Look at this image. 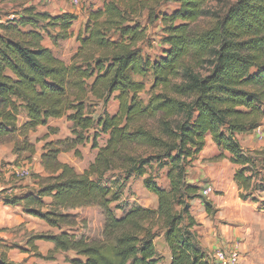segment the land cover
Returning a JSON list of instances; mask_svg holds the SVG:
<instances>
[{
    "label": "trees",
    "instance_id": "trees-1",
    "mask_svg": "<svg viewBox=\"0 0 264 264\" xmlns=\"http://www.w3.org/2000/svg\"><path fill=\"white\" fill-rule=\"evenodd\" d=\"M208 1L104 0L101 8L90 10L68 63L42 40L57 45L69 38L75 14L51 15L24 6L0 21V141L11 138L13 153L30 158L36 149L29 133L48 126L50 119L65 117L72 134L44 145L40 164L45 176H40L37 190L3 195L4 204L21 206L57 229L34 238L51 242L53 252H73L72 264H160L154 242L158 232L169 250V264H209L191 213V201L201 198L200 188L187 178L207 137L219 150L215 159L228 158L236 166L233 181L240 199L257 202L254 192L264 191L257 152L244 150L238 139L264 119V0H236L211 28L193 36L189 26L209 13ZM167 2L177 7L158 13ZM157 20L165 48L157 58L142 56L141 45ZM188 59L206 68L200 72ZM148 75L152 91L160 90L144 103L139 94ZM112 96L118 102L115 114L94 118L88 112L90 101L106 104ZM21 109L26 120L18 124ZM158 115L164 118L159 133L141 124ZM91 129L96 130L92 147L97 153L77 172L58 154L87 142L85 133ZM101 132L108 139L99 147ZM154 165L166 168L168 187L149 173ZM113 170L126 178L143 177L156 207L137 206L116 216L110 205L118 192L104 181ZM203 201L212 216V203ZM87 206L98 207L104 216L102 239L77 236L65 223L69 210ZM0 264H11L5 254H0Z\"/></svg>",
    "mask_w": 264,
    "mask_h": 264
},
{
    "label": "rangeland",
    "instance_id": "rangeland-1",
    "mask_svg": "<svg viewBox=\"0 0 264 264\" xmlns=\"http://www.w3.org/2000/svg\"><path fill=\"white\" fill-rule=\"evenodd\" d=\"M104 0H0V21L4 22L12 18L15 12H21L24 6H34L37 10H46L55 13L61 8L72 12L77 18L72 23V31L69 38L64 41H59L56 46L51 43V39L44 38L42 44L49 47L54 54L61 58L64 62H69L71 56L75 53L78 46L77 37L79 34H84L85 22L90 10H95L102 7ZM236 0H209L205 4V10L209 13L202 16L189 26L190 34L195 36L207 31L215 23L218 18L224 16L227 10L235 3ZM177 7L176 3L167 2L161 5L157 12L160 14L171 13ZM141 24H146V19L140 20ZM162 24L159 20L154 22L149 28V38L141 45V54L145 57L157 58L164 50V46L159 42L162 37ZM190 65L196 70L203 72L206 66L197 65L194 59H188ZM152 76L148 75L144 78L145 88L139 94L141 100L146 103L150 95L159 91H152ZM88 103V112L94 118L100 114L107 112L115 114L118 109V102L112 96L106 104L102 101L92 100ZM164 119L158 115L153 118L142 120L146 128L155 133H159V121ZM26 120L25 113L21 109L18 117V124ZM71 124L65 118H54L49 120L48 126H39L34 132L29 133V140L34 144L36 153L30 158L26 154L16 155L13 153V142L11 138H5L0 141V254H5L8 262L11 264H31L28 263V258L35 264H72L69 260L74 255L72 252H53L50 248L51 242L35 239L34 236L46 233L57 232L47 225L41 219L27 214L21 207L6 206L2 202L3 195H14L27 189H34L39 183L40 176H45V173L40 164V154L43 147L48 142H55L64 138L72 137ZM95 130V129H94ZM93 129L88 130L85 135L89 136L87 142L82 145H77L76 149L61 151L58 154V159L61 162L68 163L77 172H82L90 162L93 161L97 149L92 147V138L96 132ZM108 139V134L99 133L96 138L97 145L104 146ZM240 144L244 150L257 152L256 169L260 176L264 177V119L262 124L252 133L239 135ZM139 152L144 151L143 148L138 149ZM78 152V153H77ZM219 150L210 137H207L206 144L202 151L192 161L188 168V181L199 186L201 198L191 201V213L199 223L196 227L198 245L201 248V243L205 242L204 233L209 238L208 231L211 229L209 224L216 229L211 238H215L217 246L208 251L207 256H212L214 251L220 247L227 246L233 242V230L237 229L239 233H244L247 229L242 223L235 224L230 218L229 212L226 210V204L231 199H240V190L230 177L229 160L228 158L215 159ZM232 166L234 164L230 163ZM236 168V166H235ZM27 169L28 174L17 176L15 171ZM166 168H160L154 165L149 172L158 184L168 187L165 178ZM260 176L255 177V181ZM143 177L130 176L128 178L118 171L113 170L106 174L104 181L110 185L114 191L118 192V200L112 202L110 207L113 209L116 216L122 215L130 208L137 206L146 208H155L157 205L156 197L149 193L142 185ZM234 182V184H233ZM232 184V186H231ZM234 185V189L232 187ZM209 189L207 193L205 190ZM257 197V208L264 210V191H256L254 194ZM207 199L212 203L215 213L209 216L204 210V201ZM242 200V199H241ZM243 201H251L250 199ZM253 202V201H251ZM220 204V206H218ZM66 224H69L70 230L77 236H84L88 240L102 239L104 226V216L101 210L96 206L80 207L68 211ZM259 225V232L262 230V223ZM245 229V230H242ZM242 235L237 237L236 243H243ZM245 237V235H244ZM157 256L160 264L170 263V253L163 239L162 232H158V236L154 239ZM245 242V240H244ZM32 244L36 249L32 248ZM52 244V243H51ZM242 246V245H241ZM240 248V247H239ZM27 253L29 256L23 261H18L16 256L20 253ZM240 249L238 254L242 255ZM39 253L40 255H37ZM211 254V255H210ZM210 260V259H209ZM239 259L237 264L241 263ZM254 264L257 262L254 260ZM252 263V264H253ZM246 264V263H244ZM260 264V263H257Z\"/></svg>",
    "mask_w": 264,
    "mask_h": 264
},
{
    "label": "crops",
    "instance_id": "crops-1",
    "mask_svg": "<svg viewBox=\"0 0 264 264\" xmlns=\"http://www.w3.org/2000/svg\"><path fill=\"white\" fill-rule=\"evenodd\" d=\"M40 11H46V10H40ZM63 12H69V11H67L65 8H61L60 10L56 11L55 13H51V12H48V13H50L51 15H57V14H61ZM70 13H72V12H70ZM71 27H72V25H71ZM71 31H72V28H70L69 32L71 33ZM54 46H56V45H54ZM229 170H231V172L229 173L230 177H233L235 166H232L230 164V162H229ZM43 176H44V174H43ZM233 184H234V182H233ZM38 185L39 184H37L34 189H27V190H31V191L37 190ZM234 185L232 187V190L234 189ZM231 186H232V184H231ZM25 190H23V191H25ZM231 198H233L232 195L229 198L230 199L229 202H227V204H226V210H227V212H229V214H230L229 216H230V218H232V220H234L233 222H235V224L242 223V225L247 230L244 233H242V232L239 233V231L237 229L233 230L232 236H233L234 241L231 242L232 244L220 247L218 249L230 250V249L236 248L238 251L241 249L243 251L242 255L239 254V259H241L240 261H242L241 263L252 264L253 261L255 260L257 263L264 264V231L259 232V230H258L259 229L258 224H260V223H262V225H261L262 230L264 229V210H261V209L259 210L257 208V203H255V202L243 201L241 199L235 200V199H231ZM2 202L4 203L3 197H2ZM218 206H220V204H218ZM16 207H18V206H16ZM19 207H21V206H19ZM209 226L211 227V229L208 231L209 238L206 237L207 233L205 232L204 233V237H205L204 239L206 241L201 243V246H202L201 248L206 252V255L209 254L208 251L214 249L218 244V242L215 243V241H214L215 238H211L215 234L214 231H216V229L213 228L210 224H209ZM245 229H242V230H245ZM241 235L243 236V237H241L243 239V243L237 244L236 239H238L237 237H240ZM244 235H245V237H244ZM244 240H245V242H244ZM49 244L51 245L50 248L53 249V244H51V243H49ZM68 252H71V251H68ZM28 256L29 255L27 253L20 252L16 256L17 257L16 259L21 262V261H23V259L27 258ZM74 256L75 255H73L72 257H74ZM212 256H209V257L207 256L209 264H214L212 261V259H213ZM33 259H35V258L30 257V259L28 258L27 262L28 263L30 262L31 264H35L34 262L30 261ZM239 259H238V261H239Z\"/></svg>",
    "mask_w": 264,
    "mask_h": 264
},
{
    "label": "built area",
    "instance_id": "built-area-1",
    "mask_svg": "<svg viewBox=\"0 0 264 264\" xmlns=\"http://www.w3.org/2000/svg\"><path fill=\"white\" fill-rule=\"evenodd\" d=\"M77 1V0H72ZM17 176H24L28 174L27 169H20L15 171ZM209 189L205 190L207 193ZM212 261L214 264H237L239 259L238 250L236 248L225 250V249H217L215 250Z\"/></svg>",
    "mask_w": 264,
    "mask_h": 264
}]
</instances>
